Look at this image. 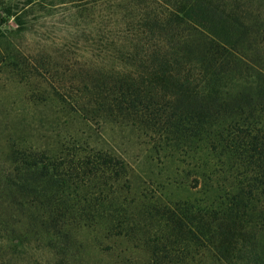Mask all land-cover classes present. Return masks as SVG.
Listing matches in <instances>:
<instances>
[{
	"label": "trees",
	"instance_id": "trees-1",
	"mask_svg": "<svg viewBox=\"0 0 264 264\" xmlns=\"http://www.w3.org/2000/svg\"><path fill=\"white\" fill-rule=\"evenodd\" d=\"M3 71L142 143L1 139L0 264H264V0H0Z\"/></svg>",
	"mask_w": 264,
	"mask_h": 264
},
{
	"label": "rangeland",
	"instance_id": "rangeland-1",
	"mask_svg": "<svg viewBox=\"0 0 264 264\" xmlns=\"http://www.w3.org/2000/svg\"><path fill=\"white\" fill-rule=\"evenodd\" d=\"M2 18L5 20V24L2 28L7 30H13L16 28L12 18L4 16H2ZM48 26L50 28H47V31H50V33L46 34H57V36H62L61 31L63 25L56 24ZM53 26L54 28H51ZM80 36L81 35H78L76 37L78 38ZM16 42L19 46L23 47L26 40L21 38L17 39ZM78 45L81 47L83 45L82 41H78ZM86 55L87 54L84 53V55L80 56L84 58ZM15 82L17 81L11 79L6 71L0 72V140L12 136L23 142L22 144L32 142L34 144H48L49 146H53L57 138L60 140L65 138L69 141L73 137L70 136L71 133H78V135L75 136L77 139H83V137H88L89 135L96 140L97 146L99 147H102V136H104L107 140V144L112 149L126 157H132L133 152H139L138 150L141 146L138 144H141L142 140L137 139L134 136H126L117 131H114V135L111 133H104L102 135V128H100L102 127V124L96 126L92 124L90 130L84 128L80 129L82 128L81 123L69 122L64 118L62 112L58 110L56 111L54 105L48 107L30 106L28 103H25L23 99V92L25 93L24 89ZM80 130H84V135L79 132ZM130 138H133V140H130ZM139 161L140 164L137 167L140 172L143 173V176L148 175L151 169L156 172L163 168L159 175V177L163 179L165 170L170 168L169 162L163 163L155 168L154 165L143 162L142 158ZM159 177L156 178L157 181L161 180ZM168 192L178 197H182L185 194L184 190L181 189ZM96 233L97 235H100L101 231L96 230ZM85 247L87 246H84L83 248L85 249ZM90 259L93 260V256Z\"/></svg>",
	"mask_w": 264,
	"mask_h": 264
}]
</instances>
